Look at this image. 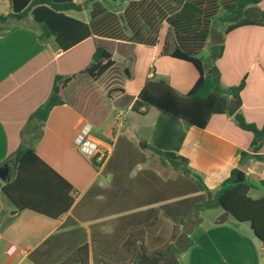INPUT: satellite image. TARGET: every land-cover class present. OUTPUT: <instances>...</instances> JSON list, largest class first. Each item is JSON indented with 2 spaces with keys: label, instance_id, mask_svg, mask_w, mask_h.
Instances as JSON below:
<instances>
[{
  "label": "crops",
  "instance_id": "crops-1",
  "mask_svg": "<svg viewBox=\"0 0 264 264\" xmlns=\"http://www.w3.org/2000/svg\"><path fill=\"white\" fill-rule=\"evenodd\" d=\"M115 2L123 5L119 10L118 6L114 9L119 13L127 4L126 0ZM0 4L3 6L0 15L10 13L8 0H0ZM259 6L264 10V1ZM85 11L89 12V18L82 21L88 23L91 6L82 12ZM34 27L31 17L0 22V166L12 164L9 180L15 177L16 164L12 157L22 144L30 117L49 100L57 76L75 75L62 91L64 104L51 111L43 136L34 147L36 154L73 187L74 204L56 219L31 210L21 211L0 230V264H37L30 254L55 234H60L61 242L50 243L39 251L38 261L52 260L57 253L65 256L77 243L91 246L94 236L99 250L112 253L113 258L114 253L123 250L124 240L135 233L142 237L140 241L149 253L166 251L173 235V222L162 210L156 213L152 210L169 201L153 204L157 196L154 184L158 181L153 170L144 167L145 162H136L143 159L137 145L151 152L154 148L187 158L205 186L216 191L239 165V151L249 150L252 133L238 127L234 115H213L207 127L200 129L154 107L143 108L144 113L132 110L146 80L154 75L166 79L182 95L189 93L199 79L200 73L191 62L161 54L166 23L154 46L90 36L67 51L56 50L52 41H42ZM225 29H219L213 21L206 44L211 40L210 56L204 62L205 73L209 75L213 71L211 48L222 44V56L215 61L221 85L235 87L245 80L237 112L248 123L261 128L264 27H240L229 34L224 33ZM97 47L121 58L113 60L115 64L95 80L83 71ZM85 126H91V134L110 150L98 169L92 164L96 159L80 153L75 142ZM110 132L115 135L113 143L101 138ZM118 144H123L119 150ZM129 153L132 163H107L110 157L123 158ZM260 154L264 155V145ZM247 180L252 187L251 197H264V162L252 161ZM160 187L162 192L161 184ZM3 198L7 206H3ZM0 204L2 211L14 210L3 194ZM218 208L196 212V221L181 226V234L169 255L142 259L138 264H264V242L256 238L251 225L236 221L223 208ZM209 211L216 213L206 217ZM7 212L0 213L1 223L7 222ZM92 260L91 256V264ZM154 260L158 263H152Z\"/></svg>",
  "mask_w": 264,
  "mask_h": 264
},
{
  "label": "trees",
  "instance_id": "trees-1",
  "mask_svg": "<svg viewBox=\"0 0 264 264\" xmlns=\"http://www.w3.org/2000/svg\"><path fill=\"white\" fill-rule=\"evenodd\" d=\"M10 13L0 15V22L9 19L23 21L32 18L34 28L42 41H52L54 48L67 51L90 36L122 40L154 46L163 25L167 30L161 54L175 59L191 62L199 71L196 84L186 95L173 89L166 79L155 77L146 80L132 110L144 113L143 108L154 107L163 114L185 122L188 126L205 129L213 115H229L230 96L235 95L239 102V93L245 86V80L235 87L221 85L220 72L215 61L222 56L223 45L211 48L213 71L206 75L204 60L200 57L208 37L213 30V21L228 23L224 33L245 26L264 27V10L259 4L264 0H126L127 4L119 13L106 7L99 0H91L90 21L88 23L68 15L69 12L83 11L81 3L75 0H8ZM113 2L117 0H111ZM112 54L103 47H97L92 61L83 71L98 80L115 62ZM75 78V75L57 76L52 95L30 117L23 131L20 148L12 159L16 164V174L12 180L0 182V195L3 194L13 205L7 212L6 223L0 222V230L13 222L23 210H31L49 218L56 219L67 213L74 204L71 196L73 187L56 171L45 163L35 152V145L41 140L45 124L51 111L64 104L62 91ZM234 122L242 130L251 132L253 139L248 151H239L240 163L216 191H210L203 178L189 165V160L174 152H164L152 148L174 169L182 171L179 180L160 181L153 172L154 203L168 200L157 210L173 222V235L164 252L149 253L136 233L129 235L123 243L122 251L108 254L99 250L93 237L92 245L77 243L76 248L65 256L49 261H38L37 253L47 245L61 242L60 234L52 235L30 257L37 264H138L142 259L165 257L174 247V242L181 234L179 228L196 221V212L204 209L223 208L238 222L249 223L258 240L264 242V197H251V185L248 184L247 172L252 161L264 162L260 150L264 145V124L261 128L248 123L240 112L234 114ZM25 135V137H24ZM114 132L101 138L114 142ZM123 145V144H122ZM118 144V149L122 147ZM132 154L123 158L110 157L109 164L132 163ZM104 161L92 160L98 169ZM144 163V158L136 161ZM162 185V192L160 191ZM167 190V195L165 191ZM201 192L199 195L196 193ZM162 196H160V194ZM167 196V197H166ZM125 238L122 236V239ZM44 246V247H43ZM134 248V249H133ZM54 254V253H52Z\"/></svg>",
  "mask_w": 264,
  "mask_h": 264
},
{
  "label": "rangeland",
  "instance_id": "rangeland-1",
  "mask_svg": "<svg viewBox=\"0 0 264 264\" xmlns=\"http://www.w3.org/2000/svg\"><path fill=\"white\" fill-rule=\"evenodd\" d=\"M78 3H81L83 6V10L85 8H88V6H91V0H76ZM101 1L106 7L111 8V9H115L117 6V10H119L120 8H122V4L118 5V2H113L111 0H99ZM3 9V6L0 4V10ZM70 14L74 15L76 18L80 19V20H84L85 18H89V12L85 11V12H71ZM215 26L218 27L219 29L221 28L222 30L228 26V23H222L218 20H215ZM210 44H211V40L210 43L206 46L205 50L200 54V57L204 60V62L208 61V58L210 56ZM137 148L142 150V157L145 159V166L146 168H149L151 170H153V172L158 175L159 177H161L163 180H174L177 181L179 180V178H181L182 176V171H178L176 169H174L167 161L163 160L162 157L158 156L157 154H155L154 152H151L149 150H147L146 148H143L141 145H137ZM11 164V163H10ZM12 165V164H11ZM10 165V176L12 173V168ZM1 181V180H0ZM3 182V181H1ZM2 203L3 206H7V200H5V198L2 199ZM219 209V208H218ZM216 212L215 211H209L206 214V217L208 216H213ZM244 225H248V224H244ZM263 257H264V253ZM264 259V258H263ZM152 263H158L157 260L152 261Z\"/></svg>",
  "mask_w": 264,
  "mask_h": 264
},
{
  "label": "built area",
  "instance_id": "built-area-1",
  "mask_svg": "<svg viewBox=\"0 0 264 264\" xmlns=\"http://www.w3.org/2000/svg\"><path fill=\"white\" fill-rule=\"evenodd\" d=\"M91 126H85L76 138V145L80 153L89 159L105 161L110 150L104 144L91 134Z\"/></svg>",
  "mask_w": 264,
  "mask_h": 264
},
{
  "label": "water",
  "instance_id": "water-1",
  "mask_svg": "<svg viewBox=\"0 0 264 264\" xmlns=\"http://www.w3.org/2000/svg\"><path fill=\"white\" fill-rule=\"evenodd\" d=\"M120 58L121 57L117 54H115L112 57V59L114 61H118ZM239 107H240V102H239L238 98L235 95H231L230 101H229V108H228L229 115L230 116L234 115L237 112V110L239 109ZM9 176H10V166L8 163H5V164L0 166V180L3 182H7L9 180Z\"/></svg>",
  "mask_w": 264,
  "mask_h": 264
}]
</instances>
